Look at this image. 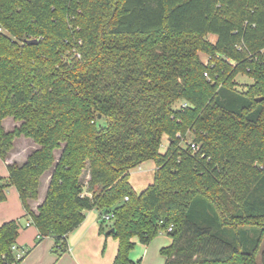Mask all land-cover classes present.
<instances>
[{
	"label": "trees",
	"instance_id": "1",
	"mask_svg": "<svg viewBox=\"0 0 264 264\" xmlns=\"http://www.w3.org/2000/svg\"><path fill=\"white\" fill-rule=\"evenodd\" d=\"M240 75L253 81L244 90ZM9 117L20 125L6 132ZM22 136L39 149L7 165L0 203L16 188L59 256L99 210L114 214V264L159 234L172 240L165 264H260L264 0H0L2 161ZM147 161L154 182L138 193L130 171ZM20 227H0V264L23 260Z\"/></svg>",
	"mask_w": 264,
	"mask_h": 264
},
{
	"label": "crops",
	"instance_id": "2",
	"mask_svg": "<svg viewBox=\"0 0 264 264\" xmlns=\"http://www.w3.org/2000/svg\"><path fill=\"white\" fill-rule=\"evenodd\" d=\"M35 148L36 144L31 143L21 151L11 152L7 160L3 161L4 166L6 165L7 168V165L14 162L23 164ZM2 170L3 167L0 164V176L6 178L8 175H5L6 173ZM153 171L155 174L156 164ZM52 172L50 170L41 177L39 197L35 201H30L31 210L36 214L38 213V207L46 197ZM25 214L26 210L18 191L16 188L11 187L8 191L7 199L0 203V227L4 223L13 220L20 221V234L16 246L19 250L26 251L27 254L25 253L23 260L19 264H114L118 253L119 241L113 233L108 234L113 229L112 222L105 223L102 221L103 212L99 210L86 212L84 222L67 236L68 251L60 256L54 252L57 244L56 239L53 237L40 238L38 229L34 226L31 219L26 218L27 220H24ZM171 243L172 240L169 239L160 248L162 262L158 264H165L166 259L162 256L161 249L171 245ZM258 257H260V249ZM130 260L132 264H140L142 261L140 260L136 263L131 258Z\"/></svg>",
	"mask_w": 264,
	"mask_h": 264
},
{
	"label": "rangeland",
	"instance_id": "3",
	"mask_svg": "<svg viewBox=\"0 0 264 264\" xmlns=\"http://www.w3.org/2000/svg\"><path fill=\"white\" fill-rule=\"evenodd\" d=\"M208 38L210 40H212V41L216 40V37L214 35H209ZM201 58H202V60L204 62H207L209 57L206 54L203 53V54H201ZM237 82L239 84V86L237 87L238 90H244L245 85L251 84L253 81L249 77L240 75L237 78ZM19 125H20V123L15 121L12 117L6 118L3 121V128H4V130L6 132L13 131ZM31 143L36 144L32 139L26 138V137H23V136L20 137V138L15 139L13 148L10 151L8 157L10 156L11 152H13V151L14 152L21 151L23 148H25V146L28 147V145L31 144ZM167 147H168V138L165 137L164 140H163V145L161 147V152L162 153L165 152ZM37 149H39V145L36 144V148L33 151H35ZM60 154H61V149L55 151L56 159H58L60 157ZM28 157H27V159H28ZM0 164L3 167L4 173H6L5 175H8L6 165L4 166V163H3V161L1 159H0ZM154 167H155V162L154 161H147L146 163L142 164L141 167H137V168L132 169L130 171V183L132 184V186L134 187V189L138 193H141L149 185L153 184V182H154V171H153V168ZM87 177H89V173L87 171H85L83 173L82 180L85 181L87 179ZM24 220H27V219L24 218ZM169 239H171L169 237V235H167V234H163V235L159 234L149 244V246L143 245L138 240H136L135 241L136 245H135L134 249L130 253V258L136 263H138L140 260H142L140 262V264H158L159 262H162V257L160 255V248L163 247L162 245L165 242H167ZM263 251H264V238H263V241H262L261 246H260V257L257 258V261L260 264L262 263V255L261 254H262Z\"/></svg>",
	"mask_w": 264,
	"mask_h": 264
},
{
	"label": "built area",
	"instance_id": "4",
	"mask_svg": "<svg viewBox=\"0 0 264 264\" xmlns=\"http://www.w3.org/2000/svg\"><path fill=\"white\" fill-rule=\"evenodd\" d=\"M192 148L196 149L197 147L195 145H192ZM127 200L128 198H126V201ZM113 218H114V214L112 212L103 213L102 215V221L105 223H111ZM171 230H172V227L169 228V231ZM12 249L16 253L17 259L23 258L26 253V251L24 250H19V248L16 245H14Z\"/></svg>",
	"mask_w": 264,
	"mask_h": 264
},
{
	"label": "water",
	"instance_id": "5",
	"mask_svg": "<svg viewBox=\"0 0 264 264\" xmlns=\"http://www.w3.org/2000/svg\"><path fill=\"white\" fill-rule=\"evenodd\" d=\"M30 43L31 44H37L38 43V40H32V41H30ZM261 100H262V98H259L258 99V101H261ZM110 233H113L114 235H116V230L115 229H112L108 234H110Z\"/></svg>",
	"mask_w": 264,
	"mask_h": 264
}]
</instances>
